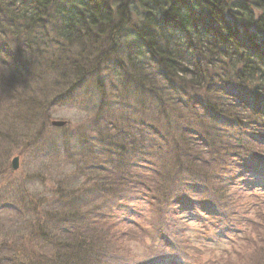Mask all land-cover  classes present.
<instances>
[{
  "label": "trees",
  "instance_id": "1",
  "mask_svg": "<svg viewBox=\"0 0 264 264\" xmlns=\"http://www.w3.org/2000/svg\"><path fill=\"white\" fill-rule=\"evenodd\" d=\"M126 37L133 40V59L130 55L126 58L129 64L133 61V79L130 76L128 85L158 100L164 98L161 90L166 87V99L173 104L167 108L175 110L167 113L163 132H157L161 135L159 145L149 148L144 137L153 126L150 121L141 123L136 116L141 112L133 111L135 135H123L116 149L120 166L133 168V190L145 188L143 181L149 179L151 188L159 192L155 198L171 203L172 196L181 200L189 189L207 196L222 187L228 192V185L234 188L235 177L264 181V0H0L2 62L20 67L19 78L24 83L45 81L51 75L59 86L68 85L52 99H69L84 111L95 110L92 101L101 97L94 90L91 94L80 90L82 83L97 71V63L109 65L107 57L117 58ZM71 50L76 53L72 60L67 58ZM180 51L184 55L179 57ZM144 66L154 70V77L144 74ZM64 67L69 72L61 74L59 69ZM117 68L122 72L124 66L117 64ZM119 80L123 82L122 77ZM93 86L101 94L102 81ZM102 108L96 109L98 114ZM179 108L191 113L187 119L173 117ZM141 109L154 110L151 102ZM175 120L182 123L178 129H173ZM170 138L171 156L163 167L174 175L162 177L156 157ZM142 147L152 153L140 151ZM148 159L150 164L145 162ZM145 164L152 170L144 180L135 171ZM231 164L237 168L234 177ZM186 177L192 179L189 188ZM223 180L231 184H217ZM160 181L163 192L158 189ZM241 186L248 191L260 188L250 181L241 182ZM133 195V200L145 199L141 193ZM122 198L117 196V200ZM70 203L63 204L70 208L62 218L52 204L45 215L52 222L57 220L56 225L68 224L71 232L62 226L52 230L47 226L48 238L62 236L54 246L58 250L49 259L36 258V262L34 258L31 264H89L93 259V264H104L100 259L107 254L92 249L89 237L73 228L84 219V211L81 205ZM4 206L9 211L19 210L15 205Z\"/></svg>",
  "mask_w": 264,
  "mask_h": 264
},
{
  "label": "rangeland",
  "instance_id": "2",
  "mask_svg": "<svg viewBox=\"0 0 264 264\" xmlns=\"http://www.w3.org/2000/svg\"><path fill=\"white\" fill-rule=\"evenodd\" d=\"M121 43L119 50L123 51L118 50L117 58L107 57L109 65L97 63L100 67L80 87L89 94L94 90L101 97L92 101L95 110L84 111L69 99H52L69 86H59L51 75L45 81L24 83L19 78L20 67L3 63L0 58V264H31L34 258L49 259L57 252L54 246L62 236L48 238L47 226L50 230L66 227L61 229L68 233L71 228L66 223L56 225L57 220L52 222L45 212L54 207L59 218L62 213L68 214L70 207L58 208L63 211L56 208L61 201L82 206L84 219L73 228L89 237L92 249L107 254L101 259L104 264H264V181L235 177L234 188L229 187V181L217 183L228 185V192L222 187L207 196L189 189L181 200L172 196L174 201L162 203L155 198L159 192L155 193L149 179L145 180L152 170L148 159L145 162L149 164L135 171L136 176L144 178L145 188L133 190V168L121 167L116 154L122 136L135 135L133 111L141 112L136 115L141 123L150 121L154 127H149V136L144 137L149 148L159 145L168 112L175 110L167 108L173 104L166 99V87L159 101L128 85L130 76L133 79V61L129 64L126 58L130 55L133 59V40L126 37ZM75 57L71 50L67 58ZM117 64H123L122 72ZM144 69L145 75L154 77V70L149 66ZM59 71L64 74L69 69ZM99 80L103 84L101 94L93 86ZM150 102L152 113L143 111L141 106ZM99 105L103 106L101 114L96 110ZM178 110L177 117L173 113L178 120L191 114ZM53 121H63L65 126L53 127ZM113 124L114 129L109 128ZM181 124L175 120L173 129ZM170 141L162 143L156 157L162 177L174 175L163 167L171 156ZM148 148L140 151L151 154ZM14 157L18 158V168L13 172L10 162ZM229 169L234 177L237 168L231 164ZM191 180L184 179L188 188ZM247 181L260 188L246 190L241 182ZM161 187L160 181L158 189L163 192ZM133 193H141L145 199L133 200ZM117 196L124 198L117 200ZM4 205H15L19 210L9 211Z\"/></svg>",
  "mask_w": 264,
  "mask_h": 264
},
{
  "label": "water",
  "instance_id": "3",
  "mask_svg": "<svg viewBox=\"0 0 264 264\" xmlns=\"http://www.w3.org/2000/svg\"><path fill=\"white\" fill-rule=\"evenodd\" d=\"M51 126L60 128V127L65 126V122H63V121H53V122H51ZM10 166H11V169L13 171H16L17 168H18V158L14 157L11 160Z\"/></svg>",
  "mask_w": 264,
  "mask_h": 264
},
{
  "label": "bare ground",
  "instance_id": "4",
  "mask_svg": "<svg viewBox=\"0 0 264 264\" xmlns=\"http://www.w3.org/2000/svg\"><path fill=\"white\" fill-rule=\"evenodd\" d=\"M119 79H121V77H120ZM94 87L96 88V86H94ZM178 184H180V182H179ZM64 203H65V202H64ZM64 203L61 201V202H59L57 205L55 204V205H56V208L58 209L59 207H64V205H63ZM55 205H54V206H55ZM53 210L55 211V209H53ZM58 210H60V209H58ZM100 260H101V259H100Z\"/></svg>",
  "mask_w": 264,
  "mask_h": 264
}]
</instances>
